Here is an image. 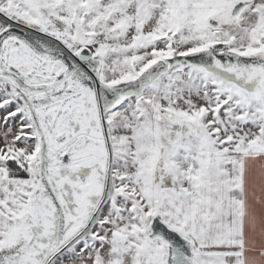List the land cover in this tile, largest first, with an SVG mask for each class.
<instances>
[{
    "label": "snow or ice",
    "instance_id": "6c2138e0",
    "mask_svg": "<svg viewBox=\"0 0 264 264\" xmlns=\"http://www.w3.org/2000/svg\"><path fill=\"white\" fill-rule=\"evenodd\" d=\"M0 264H264V0H0Z\"/></svg>",
    "mask_w": 264,
    "mask_h": 264
}]
</instances>
